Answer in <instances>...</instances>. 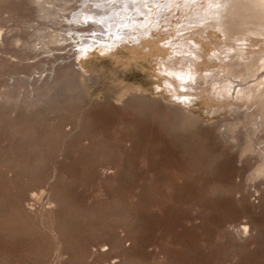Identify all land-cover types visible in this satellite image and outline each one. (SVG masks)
<instances>
[{
  "label": "rangeland",
  "instance_id": "374dc122",
  "mask_svg": "<svg viewBox=\"0 0 264 264\" xmlns=\"http://www.w3.org/2000/svg\"><path fill=\"white\" fill-rule=\"evenodd\" d=\"M169 1L132 24L139 52L96 48L80 66L75 41L40 46V30L60 28L44 0H0V264H264V177L248 176L259 149L241 157L226 138L245 131L227 127L246 108L214 112L259 77L227 101L206 79L260 64L264 36L182 30L202 3L164 14ZM185 42L198 54L189 91L162 70Z\"/></svg>",
  "mask_w": 264,
  "mask_h": 264
},
{
  "label": "bare ground",
  "instance_id": "6f19581e",
  "mask_svg": "<svg viewBox=\"0 0 264 264\" xmlns=\"http://www.w3.org/2000/svg\"><path fill=\"white\" fill-rule=\"evenodd\" d=\"M44 1L45 3L41 8L43 9L42 11L46 13V19L55 22L60 28L49 29L48 26L44 29L41 28L42 30L40 31H42L43 34L40 36V46L48 52L52 45L73 40L77 43L74 45L78 49L76 51V58L80 61L79 65L83 66L86 57H91L90 52L96 48L101 51L100 53H105L113 51L123 44L122 47H125L123 51L130 50L131 52H139V49H127L129 45L126 46V44H132L138 41V39L132 40L133 37L137 36L132 31L135 30L132 24L140 19L142 14L146 15L145 18L153 15L150 7L160 6L163 0L160 1V5H158L159 1L156 2L157 0H155V2L153 0H151L152 2L150 0H143L142 2L141 0ZM200 3H202V8L189 13L187 16H182V20L184 21V26H182L184 28H181L182 30H188L189 28L190 31L191 27H195L194 24L197 25V23H202L207 28L214 27L221 30L228 38L235 39V42L246 41L251 35L264 36V0H170L169 6L163 10V13L168 14V11H176L178 9L185 11L184 9L187 10V8L193 6L197 8V6H200ZM47 4L50 7H46L45 5ZM136 14L137 16H135ZM130 15L133 16L130 17ZM82 17H84V22L79 25ZM142 17L144 16L142 15ZM151 19L152 20L148 21V23L147 20L145 22L140 20L139 23L137 22V25L141 26L139 28L143 26L145 29L155 22L153 18ZM63 22L67 24L63 25ZM180 32L185 33V31ZM140 33H142L141 36H145L149 31H142ZM140 33L137 34L139 35ZM184 45L185 47L187 46L186 50H177L175 52L179 54L178 56L182 55V57H176L172 62H165L162 66V70L172 75V77L178 81V86L181 89L183 88V90L189 91L193 89L192 83L197 81L196 76L198 72L195 70L194 58H196L198 54L196 55L195 53L197 49L195 45L193 46L188 42H185ZM240 48L241 46L235 47L234 45L229 47L227 49L228 51H225V49H220L219 51L220 55H222L225 52H240ZM217 67L218 65L213 67V69H209L213 70L215 75H206V79L209 80L212 77L211 81L213 83L212 88L215 92L214 96L221 101H227L231 98L232 91L234 87L238 85L237 83L239 80L247 82L259 77L255 85L251 86V83L250 87L246 86L247 88H239L237 100H244L243 103L225 104L220 102L217 110H214V112L217 113L219 109L225 107L226 109L230 108L233 113L238 114L241 109L246 108L244 112L243 110L241 111L243 113H240L237 117L235 116L236 118L233 116L235 118L234 121L227 127L231 134L236 132V129L240 125L245 131L240 129V131H242L238 132V136L232 135L231 137L226 136V138L233 139L234 142L230 140L229 145L232 143V147L230 148L238 149L237 151L240 156L247 153L252 155V153H256V150L259 149L257 154L258 158H255L256 156H249L251 160L253 158V160L256 159V161L253 162L250 168L251 172H249L251 174L248 176L253 178L264 177V143L262 147H258V145L254 143L257 139H253L262 128L264 129V57L261 59L260 64L257 63V60L250 61L249 59L244 63H236L234 66L224 64L220 69H216ZM185 83L187 84L185 85ZM191 97L192 96L187 94L183 96L185 99L184 104L187 107L191 104ZM180 98L181 97H178V99ZM212 102L213 101H211V103ZM169 103L173 108L190 118L191 114L188 111L176 104ZM259 138L263 139L264 136ZM247 159L246 161H250L251 163V160ZM247 228L248 227L245 225V230Z\"/></svg>",
  "mask_w": 264,
  "mask_h": 264
}]
</instances>
